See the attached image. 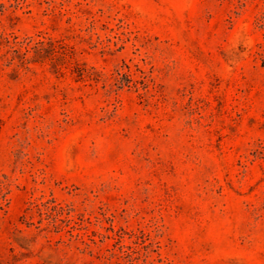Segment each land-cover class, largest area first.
<instances>
[{
	"label": "rangeland",
	"instance_id": "rangeland-1",
	"mask_svg": "<svg viewBox=\"0 0 264 264\" xmlns=\"http://www.w3.org/2000/svg\"><path fill=\"white\" fill-rule=\"evenodd\" d=\"M0 264H264V0H0Z\"/></svg>",
	"mask_w": 264,
	"mask_h": 264
},
{
	"label": "trees",
	"instance_id": "trees-1",
	"mask_svg": "<svg viewBox=\"0 0 264 264\" xmlns=\"http://www.w3.org/2000/svg\"><path fill=\"white\" fill-rule=\"evenodd\" d=\"M56 66H57V64H56ZM58 71H59L60 73H65L63 67H58Z\"/></svg>",
	"mask_w": 264,
	"mask_h": 264
}]
</instances>
